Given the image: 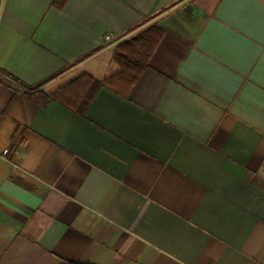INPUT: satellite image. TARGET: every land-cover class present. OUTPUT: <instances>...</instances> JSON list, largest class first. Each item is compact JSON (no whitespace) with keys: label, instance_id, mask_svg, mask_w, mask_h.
<instances>
[{"label":"crops","instance_id":"0c3cea01","mask_svg":"<svg viewBox=\"0 0 264 264\" xmlns=\"http://www.w3.org/2000/svg\"><path fill=\"white\" fill-rule=\"evenodd\" d=\"M0 68V264H264V0H0Z\"/></svg>","mask_w":264,"mask_h":264},{"label":"trees","instance_id":"16d2710c","mask_svg":"<svg viewBox=\"0 0 264 264\" xmlns=\"http://www.w3.org/2000/svg\"><path fill=\"white\" fill-rule=\"evenodd\" d=\"M63 1L65 0H55V3L61 4ZM162 35L163 29L157 25H151L139 31L116 46L112 54V60L117 64L118 72L104 81H98L90 75L83 74L55 92L54 97L58 94L66 96L70 92L72 94L79 86H89L93 90L101 85L108 86L113 90L115 89L128 95L147 68L149 58L157 47ZM0 83L6 84L9 87H12L13 84L10 75L1 68ZM25 94L31 96V93L28 91H25ZM88 96L89 94H84L83 98L86 100ZM45 97L50 98L51 95Z\"/></svg>","mask_w":264,"mask_h":264},{"label":"built area","instance_id":"2783aa9c","mask_svg":"<svg viewBox=\"0 0 264 264\" xmlns=\"http://www.w3.org/2000/svg\"><path fill=\"white\" fill-rule=\"evenodd\" d=\"M111 37H112L111 35H107V36L105 37V39H106V40H110Z\"/></svg>","mask_w":264,"mask_h":264}]
</instances>
